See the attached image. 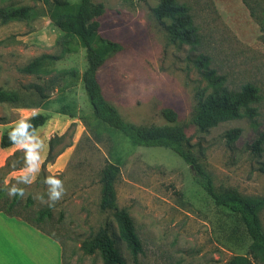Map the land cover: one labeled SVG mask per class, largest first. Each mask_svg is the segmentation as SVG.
I'll return each mask as SVG.
<instances>
[{
	"label": "rangeland",
	"instance_id": "obj_1",
	"mask_svg": "<svg viewBox=\"0 0 264 264\" xmlns=\"http://www.w3.org/2000/svg\"><path fill=\"white\" fill-rule=\"evenodd\" d=\"M55 1L0 0V10L26 15L0 19V89L21 96L18 103L0 104V140L36 114L48 117L30 140L8 149L0 145V206L16 197L14 210L33 223L41 210L51 209L38 226L60 241L64 264H103L99 251L88 255L82 249L101 230L109 231L124 264H229L239 255L264 264L244 226L216 206L191 166L170 149L135 147L94 118L80 78L66 73L86 70V50L54 25ZM92 1L106 8L101 36L124 45L99 72L103 92L121 117L137 126L182 128L218 192L264 197V143L259 153L252 150L264 135V0H250L257 17L243 0H176L189 10L186 29L194 44L172 40L173 21L153 13L161 0ZM42 55L60 59L46 61L45 74H27L25 67ZM249 83L262 86L263 98L243 108L239 119L207 131L194 123L201 95L216 89L239 93ZM32 85L42 86L45 97ZM166 109L177 112L176 123L164 118ZM236 128L242 135L230 144L225 134ZM17 150L25 152V167L12 158ZM108 163L120 165L117 204L134 221L142 244L137 255L119 239L113 212L100 207ZM260 217L264 228V209Z\"/></svg>",
	"mask_w": 264,
	"mask_h": 264
},
{
	"label": "trees",
	"instance_id": "obj_2",
	"mask_svg": "<svg viewBox=\"0 0 264 264\" xmlns=\"http://www.w3.org/2000/svg\"><path fill=\"white\" fill-rule=\"evenodd\" d=\"M243 1L250 8L252 15L257 17V12L250 0ZM105 12L104 4H96L92 0H80L78 3L58 0L54 2V7L50 13L54 25L64 34L65 38L77 39L80 47L86 50V70L81 74L77 70H67L66 73L80 78L92 106L94 118L109 129L121 134L135 147L165 148L177 154L193 168L195 181L212 198L216 206L237 217L252 241V251H259L264 258V228L260 217L264 209V197H248L236 190L218 192L211 175L188 149V138L182 128L173 125L137 126L126 122L117 108L106 98L99 79V72L113 56L124 50V45L101 36L99 19ZM24 13L25 10L1 9L0 19L3 23H7L12 19L26 17ZM153 13L158 20L170 19L173 21V24L168 28L172 40H181L187 44L196 43V37L192 36V30L186 29L192 22L188 8L180 6L176 0H161L159 5L153 9ZM57 59L60 58L42 55L27 65L24 71L29 75L45 74L46 71L43 70L44 63ZM220 82V79L212 81L215 86H219ZM31 89L38 93L40 97H45L42 86L32 85ZM262 92V86L249 83L239 93H232L227 89H216L206 96L201 95L194 123L200 130L207 131L221 123L235 121L241 117L243 108L261 101L263 98ZM20 100L19 93L0 89V104H13L18 103ZM249 114L254 116L256 111L250 109ZM163 116L170 124H174L178 120V114L173 109L164 110ZM47 120L46 115L36 114L10 127L1 137V147L8 149L30 140L37 130L46 124ZM241 135L242 130L236 128L228 131L225 134V139L228 143L233 144ZM263 143L264 135L254 142L252 150L259 153ZM52 151L51 148L50 154H52ZM24 153V150H17L14 157H12L14 159L19 158L15 164H19L21 168L26 166L24 162L20 164ZM120 171L118 163H108L104 168L101 178L102 197L100 207L104 211L113 212L119 239L126 244L133 255H137L142 251V244L135 230L134 221L129 212L119 208L117 204L115 182ZM17 205L18 199L15 197L7 207L0 206V211L11 217L21 218L38 229H40L38 224L44 223L51 217V209L47 208L38 213L33 223L14 210ZM82 249L88 255H93L99 251L103 258V264H124L120 249L108 230H101L94 239L85 241ZM229 264L253 263L247 256L239 255L233 257Z\"/></svg>",
	"mask_w": 264,
	"mask_h": 264
},
{
	"label": "crops",
	"instance_id": "obj_3",
	"mask_svg": "<svg viewBox=\"0 0 264 264\" xmlns=\"http://www.w3.org/2000/svg\"><path fill=\"white\" fill-rule=\"evenodd\" d=\"M0 264H64L59 240L0 211Z\"/></svg>",
	"mask_w": 264,
	"mask_h": 264
}]
</instances>
